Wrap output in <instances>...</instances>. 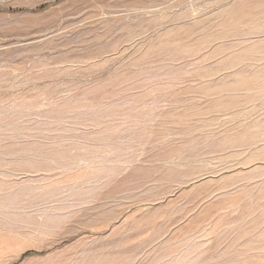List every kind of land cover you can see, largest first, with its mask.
<instances>
[{
  "label": "rangeland",
  "instance_id": "obj_1",
  "mask_svg": "<svg viewBox=\"0 0 264 264\" xmlns=\"http://www.w3.org/2000/svg\"><path fill=\"white\" fill-rule=\"evenodd\" d=\"M0 264H264V0H0Z\"/></svg>",
  "mask_w": 264,
  "mask_h": 264
}]
</instances>
